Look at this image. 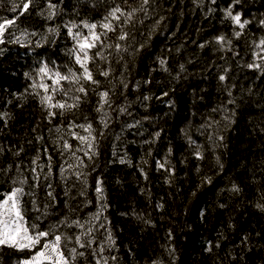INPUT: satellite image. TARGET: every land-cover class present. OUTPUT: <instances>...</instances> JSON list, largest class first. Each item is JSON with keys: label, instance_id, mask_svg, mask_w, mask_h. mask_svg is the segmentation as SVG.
Wrapping results in <instances>:
<instances>
[{"label": "trees", "instance_id": "trees-1", "mask_svg": "<svg viewBox=\"0 0 264 264\" xmlns=\"http://www.w3.org/2000/svg\"><path fill=\"white\" fill-rule=\"evenodd\" d=\"M23 2L27 0H0V23L15 20L7 26L5 43L0 44V114H7L0 120V146L4 148L0 169L5 170L0 172V193L10 191L11 180L21 173L32 183L33 167L43 177L50 163L53 175L48 182L56 201L45 224L68 211L66 199L76 209L71 216L90 218L98 207L96 181H102L107 207L100 220L93 221V236L97 243H105L108 264H264V210L258 207L264 205V74L247 67L254 52L260 51L255 43L264 38V26L259 23L264 19V0H241L234 8L251 21L243 30L224 18L223 9L231 0H216L215 4L211 0H156L147 17L138 13L134 26H125L129 38L120 43L130 45L128 52L116 54L112 49L110 63L99 59L89 62L99 86L81 81L88 89L87 96L72 92L68 97L53 92L51 88L59 86L49 78H54L56 71H82L72 51L76 42L64 24L99 22L114 6L113 0H63L62 4L53 0L59 8L51 19L47 0H34L20 15ZM115 3L127 7L123 0ZM128 3L139 6V0ZM14 5H20L15 12ZM160 17L164 19L153 30ZM234 31L242 35L237 38ZM220 35L225 36L223 46L215 40ZM116 36L109 32L108 43H114ZM16 38L19 43L10 42ZM141 44L143 48H139ZM160 59L166 61L163 67ZM44 66L50 70L48 76L39 74ZM108 67L111 74L107 78L98 74ZM220 75L226 80L220 81ZM121 81L127 84L126 89ZM41 82L50 86L47 93L33 87ZM61 84L65 89L78 87L64 81ZM102 91H109L111 107L105 105L97 112V93ZM45 95L53 97L52 103H74L71 96L75 95L81 96V101L79 107L65 110L61 116L60 109L41 104ZM229 99L235 103H227ZM121 107L127 111L121 113ZM49 111L57 115L49 117ZM105 112L106 129L100 124ZM88 122L96 129L98 155L89 161L83 152L77 153L88 165L82 169L87 187L71 175L81 169L68 170L67 187L75 197L69 199L64 195L66 185L59 169L66 167V160L77 162L63 150V139L74 148L79 146L71 132L87 133L69 128V124ZM41 136L43 140H38ZM21 148L23 151L15 155ZM197 151L202 158H197ZM37 155L40 159L33 164ZM157 161H167L165 169L158 168ZM40 165L45 166L43 172ZM234 187L239 191H233ZM48 190L43 179L34 189L41 208L52 203ZM81 191L86 195L80 196ZM87 200L92 203L85 206ZM27 207L28 218L37 215L31 204ZM100 223L105 228H99ZM105 229L115 239L111 250ZM24 255L5 248L0 252V264H16ZM87 260L95 264L91 255Z\"/></svg>", "mask_w": 264, "mask_h": 264}, {"label": "snow or ice", "instance_id": "snow-or-ice-1", "mask_svg": "<svg viewBox=\"0 0 264 264\" xmlns=\"http://www.w3.org/2000/svg\"><path fill=\"white\" fill-rule=\"evenodd\" d=\"M33 2L34 0H27V2H23L20 15H23V12L26 11ZM211 2L215 4L216 0H211ZM62 3L63 0H60V4ZM155 3L156 0H139V6L133 7L128 3V0H123V4L127 5L125 8L121 7L120 4H116L115 0H113L114 6L109 8L102 20L99 22L89 23L86 20H82L80 23L68 21L64 24V27L67 29V34L76 42V46L72 51L75 55V62L80 66L82 71L78 73L69 69L68 74H62L61 72L56 71L54 73V78L53 76H49V78L53 80V85L59 87H52L51 90L53 92L60 91L65 97L70 96L72 92L82 93L84 96H87L88 89L81 81H86L99 86L100 81L94 78L93 72L88 66L89 62H95L97 59L109 62L108 57L112 55V49L115 50L116 54L128 52L130 45L120 43V41H127L129 38V32L125 30V26H134L135 18L138 13H144L147 17L149 15V8ZM240 4L241 0H231L229 5L223 9V13L225 19L230 20L238 29L243 30L251 23V21L244 19L241 11H234V8ZM18 7H20V5H14L12 11L15 12ZM58 8V3H53V0H47L49 19L57 15ZM153 12H155V9H153ZM163 19L164 17H160L154 22L153 30L158 27ZM14 23L15 20L12 19H6L3 23H0V44L5 43L4 35L7 30V26L13 25ZM140 23H143V20H141ZM259 23L261 26H264V19H261ZM81 28L87 29V33L85 34L81 31ZM98 28L101 29V31H97ZM74 29H76V31H74ZM49 31H55V29H49ZM109 32L117 33L116 41L114 43H108ZM33 35H35V33H33ZM234 35L239 38L242 35V32L234 31ZM215 40L216 43L223 46L225 36L220 35L216 37ZM10 42L19 43V38ZM227 43L230 45L231 41L229 40ZM143 47V44L139 46V48ZM200 47H204V45L201 44ZM255 48L260 51L254 52V60L252 63L247 64V67L249 69L258 70L261 74H264V63L256 62L257 60L264 61V38H261L258 43H255ZM93 49H95L94 52L92 51ZM2 51L3 49H0V52ZM137 51H139V49H133V52ZM121 59H123V57H121ZM159 64L163 67L166 64V61L164 59H160ZM180 67L183 70L184 66L181 65ZM164 70L167 71L166 68ZM49 72L50 70L47 66L39 68V74L48 76ZM98 74L107 78L111 74V68H101ZM25 75L27 76L28 74L26 73ZM219 80L225 81L226 76L220 75ZM62 81L67 82L69 85H78V87L65 89L61 84ZM120 83L123 88H127V84L123 81ZM33 87L41 88L45 93H47L50 88L49 85L42 82L38 85L33 84ZM227 94L229 97L232 95L231 91H228ZM36 95H40V93L37 92ZM97 95L100 98L99 106L96 108L97 112H102L105 105L111 107L109 91L98 92ZM164 95H167V93H164ZM71 99L75 102L71 104L67 101L52 103L53 97L51 95H45L41 96V104L46 105L48 108L60 109L61 111L59 114L62 116L65 110L79 107L81 96H71ZM145 99H148V97H145ZM227 103L234 104L235 100L229 99ZM119 111L123 113L126 112L127 109L121 107ZM213 111H216V109H213ZM6 115V113L0 114V120L5 119ZM55 115H57V113L51 111L48 112L49 117H54ZM107 115L108 114L105 112L104 115L100 117V124L105 129L109 127L108 120L106 119ZM72 127L82 129L87 133V135H81L75 131L71 132L72 138L79 141V146H76L75 148L68 142V140L61 137V139H63V150L70 153V156L77 162L73 164L68 163L66 160V167L61 165L59 169V176L66 185L64 195L65 197H69V199H75V197L70 196V189L67 187L69 177L66 173L68 170L81 169L74 170L71 175L75 176V182H79L87 187V177L82 169L88 165L85 164L84 159L78 156L77 153L83 152V156L87 157L89 161H91L94 156L98 155L97 136L94 135L96 129L93 128L92 123L88 122L87 124L79 125L69 124V128ZM129 127H132V125H129ZM208 127H211V123H209ZM55 130L56 132H60V128H56ZM103 135L104 132L100 131L99 136L103 137ZM156 136L158 137L159 133H156ZM219 139L222 140L223 137L221 136ZM38 140H43V137H38ZM84 145H86V148L83 147ZM3 151L4 148L0 146V153ZM20 151H23V149L21 148L15 153V155H19ZM169 151L171 150L169 149ZM61 155H63V152H61ZM195 155L197 158H202L199 151H197ZM39 159L40 157L37 155L33 159L32 163L36 164ZM48 159L50 161L51 156H49ZM120 162L124 163L125 161L121 159ZM166 163L167 161L163 163L157 161L158 168L165 169ZM44 167V165H40L41 172H43ZM46 167L48 168V172L45 173L43 177H41V175L37 173V169L33 167L31 169V172L33 173L31 177L32 183H29V177L23 176L21 173L19 177L11 180L10 191L0 193V197H2L0 198V252H2L5 248H10L16 252L24 253V257L19 259L16 264H81V262H83V264H90L87 260L88 255H91L95 264H108L109 257L104 255L106 251L105 243H97L96 238L93 236V232L96 230V225L93 224V221H99L103 210L107 207L104 202L106 198L104 196L102 181L99 178L96 181L95 193L97 194L98 207L96 212L89 214L90 218L82 219L78 216L75 218L71 216L70 213L75 212L76 209L72 208L69 204V200L66 199L65 208L68 211L65 212L59 220L54 222L49 221L45 224L44 222L47 220L48 216L52 214L49 211V208L53 207L56 201V196L51 190L52 184L48 182L49 178L53 175L52 166L49 163ZM10 169L11 165H9V170ZM167 170L171 172V169ZM4 171V169H0V172ZM41 179L44 180L45 187L49 189L46 192V195L51 198L52 202L45 203L42 208L37 203L36 192L34 191V189L40 187ZM206 181L210 183L211 179L206 178ZM72 187H75V183H73ZM232 190L238 192L239 188L234 187ZM79 195L85 196L86 193L81 191ZM26 197L29 198L27 201L25 200ZM91 203L92 202L90 200H87L85 202V206ZM27 204H31V211L37 213V215L28 218L27 213L29 209ZM258 207H260L261 210H264V205H258ZM42 224L44 225L43 227H41ZM99 228H105V224L100 223ZM67 229H80L81 231L79 233L69 232ZM105 230L107 231L105 241L108 245V250H111V248L115 246V239L113 238L110 230ZM169 236H171V233H169ZM244 239L247 240V237ZM93 244H96L97 246L93 248ZM81 249H91V251H81ZM208 250L210 251L211 249ZM111 259L116 260V257L112 256Z\"/></svg>", "mask_w": 264, "mask_h": 264}, {"label": "rangeland", "instance_id": "rangeland-1", "mask_svg": "<svg viewBox=\"0 0 264 264\" xmlns=\"http://www.w3.org/2000/svg\"><path fill=\"white\" fill-rule=\"evenodd\" d=\"M52 80V79H51Z\"/></svg>", "mask_w": 264, "mask_h": 264}]
</instances>
